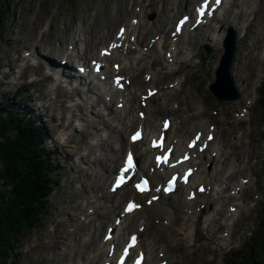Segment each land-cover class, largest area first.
<instances>
[{
  "label": "rangeland",
  "instance_id": "1",
  "mask_svg": "<svg viewBox=\"0 0 264 264\" xmlns=\"http://www.w3.org/2000/svg\"><path fill=\"white\" fill-rule=\"evenodd\" d=\"M194 1L0 0V83H4L7 76L3 66L17 65L27 48H38L39 52L58 65L67 46L72 45L74 48L77 45L88 59L91 56L89 53H96L95 44L103 37L109 38L117 26L123 24L121 19L125 21L124 24L130 21L136 6L143 5L145 11L143 24L146 29L137 34L140 41L145 34L146 38H150L159 31L172 28L174 20L181 13L189 12ZM150 14L154 16L149 18ZM238 14L239 22L242 19L246 21L235 29L240 38L235 44L231 75L239 97L232 101H218L206 88L214 80V71L222 53L219 43L212 45L208 57L194 51L191 58H183L187 43L181 42L177 50L178 67L167 71L163 60L167 42L162 43L163 39L167 40L166 34L161 39L158 55L150 59L148 64L142 65L137 61L131 63L130 69L135 73V89L139 86L142 73L151 71L155 74L153 85L163 87V91L155 95L152 101L154 107L168 100L169 105H176H171L172 113L169 116L172 119H180L183 114L191 116L186 120L187 135L200 119L206 120V125L216 123L220 156L216 157L215 169L221 173L216 176V172H212L210 179L212 184L221 183L224 193L215 204L201 208L192 244L184 239L181 232L176 233V241L170 246L175 263L234 264L235 260V263L255 261L264 264V54L261 51L264 48V0H245L235 16ZM221 17L222 13H219L217 18ZM218 30L217 34L223 32L224 35L225 28L219 30L221 33ZM209 32L216 34L214 29ZM84 45L87 47L84 48ZM48 63H26L20 76L26 80L20 81L19 78V82L14 85L1 86L0 99L12 100L17 85L33 79L34 75L46 76ZM183 77L182 84L167 93V83ZM48 79L44 78L35 90L28 84L30 89L21 94L29 99V104L22 100L18 105L26 108V113L43 114L42 121L49 126L50 137L44 145L57 147V184L49 197L48 211L39 216L36 226L25 229L21 237L15 238L12 256L0 258V264H77L81 262V254L93 248L92 241L98 235L92 234L98 221L92 219L90 223L81 222L80 225L76 221L80 216V208L85 210L89 206L88 202L94 200L96 191H100L96 186L103 183L107 175L108 169L104 167L109 163L107 158L112 154V149L115 150V139L95 150L87 149L91 136L99 129L91 121V108L74 102L73 98L79 92L71 90L63 77ZM50 87L52 93L48 95L46 91ZM44 101L47 102L44 107L40 106ZM197 104H203V109L197 111L199 115L195 114ZM212 110L217 112L215 117L211 114ZM78 121L82 122V127H79ZM68 124H72L73 129L62 135L63 127ZM89 161L94 164L92 162L88 166ZM239 178L246 181L240 186V204L232 220L224 224L227 206L235 203L231 200L233 197L228 195L233 186L239 183ZM116 205L113 203L112 208ZM181 223V217L176 216L174 226L170 229L176 231ZM224 235L228 236L226 242H219ZM163 240L167 242L165 237Z\"/></svg>",
  "mask_w": 264,
  "mask_h": 264
},
{
  "label": "bare ground",
  "instance_id": "2",
  "mask_svg": "<svg viewBox=\"0 0 264 264\" xmlns=\"http://www.w3.org/2000/svg\"><path fill=\"white\" fill-rule=\"evenodd\" d=\"M232 2H233L232 10L229 11V13L232 14L230 17L231 19L235 18V13H237L239 11V8L242 5H244L245 0L243 1L235 0ZM225 3L226 2L223 3L220 9H222L225 6ZM252 5L253 4H251V6ZM134 14H136L137 15L136 17H138V23L135 26L129 24L128 25L129 30L127 29L126 33H124V37L119 38L120 45L121 43L123 44L122 47L123 49L121 48L122 50H120V48L118 49L116 47V49L113 50L109 56V58H112L114 61H118V65L120 66L118 72L131 78L130 85L124 88V90L128 92L127 93L128 99L124 100L125 104L120 109L112 107L110 101L108 104L101 105V103L105 101L101 100L102 101L101 102L100 100H98L99 101L98 105L104 109L103 112L105 115L106 114L107 115L105 119H103L100 116L99 112H96L97 114L93 115L95 117V121L93 123L97 126H100L101 134L96 133L95 136L91 138V141H93L94 139H98L100 146H102L103 144L106 145L110 140L115 139L114 143H116V145L113 146L115 150L112 149V154H110L109 157L107 158L109 163L104 167L105 169H108L107 175L106 177L103 178L102 181L103 183H101L100 185L97 184L96 186V189L99 188L100 191L99 192L96 191V193L93 196L94 200H92V203L88 202L89 206L85 208L86 210L80 208L79 215L84 222H89L92 219H97V217H99V215L101 214L103 215V218L99 219L96 227H94L93 229L94 233L92 234L95 233L98 234L97 237L94 238V240L92 241L94 242L93 248L89 250L87 249L86 252L82 254L80 253L81 257L79 258L81 262L77 264H101L106 258L108 245L111 244L113 248L119 245L120 248L126 236L131 232H137L138 240H139V242L136 244L134 248V254L137 253L138 250H143V252L145 253V257L142 264H158L161 260H165L166 261L165 264H176L177 262L175 263L174 254L170 253V248H171L170 246L176 241L175 239L176 233L178 234L179 232H181L184 239L192 244L193 240L195 239L196 223L202 205L210 206L213 203L215 204L217 200L221 199L220 195L224 193L223 189L221 188L222 184L221 183L217 184V182H214L212 184V181L210 179V175L212 172H216L215 173L216 176H219V174L221 173L220 171L218 172V170L215 169L216 168L215 165L217 163L216 157L218 155L220 156V148L218 147L219 137L215 135L214 139L211 140L210 142L205 140V138L203 137H199V138L194 137V139L192 138L191 140V142H193L194 140L196 143L194 149L198 150V147H200L201 150L203 148L205 151L202 152L201 150H199L200 153L195 152L196 156L194 153V155H192V160H189L188 162H185L181 165L188 167V165L192 164L194 166L192 175L189 176V179L187 181L188 185H185V187H180L178 190H175L174 193L172 194H167V195L158 194V199L152 202L150 206H143V208L139 210H135L131 214L123 217L119 225L117 227H114L115 231L112 233L113 237L110 239V241L108 242L102 241V236L107 226L113 224L112 222L114 220V217L119 213L116 212L117 205L116 207H114V209H112L113 203L118 202L117 196L119 197V200L123 199V201H125L129 199V197L132 195V189L130 187V183L124 185L114 194H111L108 191L107 184L110 181L117 166L120 164V161L122 160L124 155L123 152H125V150L128 147H130L133 150L138 162L137 169L139 170L140 173L143 172L142 174L148 172L149 169L148 166L150 162V157H149L150 152L148 151L149 149H147L146 142L140 140L139 142L130 145L127 143V140L124 139V135L129 133V131H131L134 125H137L139 119L137 121L132 120L134 116L133 111L137 109V100L139 94L142 93L143 91L142 89L145 88V86H149L150 83H153L155 74L151 73V78L148 81H144V79L140 81L141 84L137 87L138 91L136 93L135 89L132 86L134 77L133 74H131L129 71V66L134 61H137L139 64L142 65L148 64L149 63L148 61L150 59L158 55L159 49L161 48L160 47L161 41L159 40L160 39L159 38L153 43L149 40L150 38H146L147 36L145 37L146 34L144 35V38L140 40L142 44L139 41V37H138L139 35H137L135 38H130L129 37L130 35L138 34V31L142 32L141 30L146 29V27L143 24L145 11L141 9L138 13L135 12ZM121 21L123 22L124 20L121 19ZM221 23L222 21H219L217 19L214 24V27L212 26V23L210 24L206 23L204 25V28H201L202 25L198 26V30H197V33L199 34L198 36H195L191 33L188 34V32H183L179 36H177L176 40L173 41V44L175 45V49L172 50L173 61L165 62L166 68L170 69L172 67H176L177 57H178L177 47H179L181 41H185V43H187V45L189 46V49L186 51V54H184V57H188L192 55L193 53L192 46H195V42H201L200 44L209 42L210 35L208 33L212 35V41H214L215 43L220 41V39L222 38V34L220 35L217 33L214 34V32H209V31L219 27V25H221V27L229 25L228 22H225L224 24ZM162 32L163 31H161V33ZM130 39L133 40L131 41ZM106 41L107 39H104L103 37L95 44V46L98 45L101 46L105 44ZM107 44L108 42L106 43V45ZM83 47L85 48L87 47V45H84ZM143 47L147 48L148 50L144 52ZM134 49H138V50H134ZM72 53L73 50L68 52L66 51L67 57L72 56ZM121 56H123V58H121ZM91 58H93V56ZM86 59H87L86 57H81L79 61L80 62L84 61L85 63ZM104 59H107V57H104ZM84 63L82 64L83 66L85 65ZM145 66L147 67L148 65ZM107 71L110 74L113 73V70H111L110 68H107ZM142 74H144V72ZM55 76L56 78H59L58 72H56ZM68 76L69 75L65 76V78ZM68 78H69L68 80L72 81V83L70 84H72V86L74 85L73 86L74 88H76L75 87L76 85L84 84L83 86L86 87V90L83 93V97L88 100L91 99L90 102L93 101L94 103H96L97 99L102 94L104 96L110 95L111 98H115L114 100L116 102H117V98L121 96V95H117L115 97L112 94L111 89L105 84L104 81L98 80L97 78H94V76L92 75L91 76L86 75V77H84L83 81L85 82L87 80L88 83H81L80 81H78L77 78H74L73 75L72 78L71 77ZM73 78L76 80H74ZM49 91L51 92V89ZM152 98L153 97L149 99L148 105L144 109L145 110L144 119L142 120L140 119V121L145 125V129L147 130V133L148 132L151 133L153 131L158 132L159 130L158 122L160 121L161 118L160 116L163 114L165 116H169L170 111L172 110V108H169V105L164 101L161 103L159 107H154L152 104ZM201 110L202 109H200L199 106L198 107L195 106V111H196L195 114L197 113L199 115L200 113L198 112H200ZM190 117L191 116L189 114L186 115L183 114L179 119V123L176 124L177 126L171 123V126L167 131L168 143H172L173 139L174 138L176 139V141L174 142L175 153H173V155H175L174 156L175 159H178L182 152L189 151V147H187L185 144L189 138L188 135L187 136L185 135V125L187 124L186 121L187 118ZM93 120L94 118H92L91 121ZM205 121L200 119V121H198L196 124L197 126L193 124L194 127H192V129L197 127L196 130L200 129L204 131L205 129L207 132L208 126L206 125ZM156 122L157 125L155 124ZM194 131L195 129H193V132ZM62 134L65 135L66 133L62 132ZM107 134L110 135L107 136ZM92 147L93 144L87 145L88 149H91ZM208 151L209 153L211 151H217L215 157L211 156V154H209ZM178 167L180 166L177 164L176 168ZM211 168H213V170L210 171ZM173 170L174 169L169 170L168 172H172ZM164 172H165L164 169L161 172L158 171L153 172L151 173V177H154V180L157 183ZM198 182L199 184H202L204 186L202 192L200 193H198L193 188V185H196ZM239 182L240 183H238L237 188H240V184L242 183L241 181ZM93 187H95V185H93ZM238 190L234 185L231 194L228 195L229 197H233V199L231 198L230 199L235 203H232V205L230 206L232 211L231 212L228 211V213L224 216L223 218L224 224H227L229 221L232 220L238 208V204H240V202H238L240 197L239 194L240 191ZM142 196H145V194H142ZM221 206L222 203L220 204V208ZM90 207H92V209ZM212 215L214 216V214ZM176 216L181 217L182 223L180 224L179 229L173 231L170 229V227L174 226V223L176 221ZM80 218L76 221V224L79 225L81 224ZM214 218L215 216L213 217V219ZM141 225L143 226V230L138 231L137 229ZM164 237L165 240H167V242L163 240ZM227 238L228 236L224 235L223 238H220L219 242H226ZM84 249H86V247ZM177 264H182V261L178 262Z\"/></svg>",
  "mask_w": 264,
  "mask_h": 264
},
{
  "label": "trees",
  "instance_id": "3",
  "mask_svg": "<svg viewBox=\"0 0 264 264\" xmlns=\"http://www.w3.org/2000/svg\"><path fill=\"white\" fill-rule=\"evenodd\" d=\"M1 10L0 5V17ZM10 106H0V258L6 259L16 239L48 211L47 197L55 185L51 151L41 145L48 133Z\"/></svg>",
  "mask_w": 264,
  "mask_h": 264
},
{
  "label": "water",
  "instance_id": "4",
  "mask_svg": "<svg viewBox=\"0 0 264 264\" xmlns=\"http://www.w3.org/2000/svg\"><path fill=\"white\" fill-rule=\"evenodd\" d=\"M223 46L225 52L215 73L216 81L212 84L211 90L220 99H234L237 98L239 94L235 90L232 79L229 76V66L234 47V35L231 30L228 31Z\"/></svg>",
  "mask_w": 264,
  "mask_h": 264
},
{
  "label": "snow or ice",
  "instance_id": "5",
  "mask_svg": "<svg viewBox=\"0 0 264 264\" xmlns=\"http://www.w3.org/2000/svg\"><path fill=\"white\" fill-rule=\"evenodd\" d=\"M216 2L219 3V0H216ZM185 19H187V18H185ZM181 23H183V21H181ZM121 31H123V30H121ZM117 82L119 83V79L117 80ZM138 135H139V133H137L136 136L133 137V139H136ZM128 167H131V158H129ZM122 182L123 181L121 179H118V181H117L118 184L122 183ZM137 187L139 188L140 186L137 185ZM134 207H136V205L129 203L128 208L126 210L131 211L132 208H134ZM134 240H135V238L133 237V241ZM137 264H138V262H137Z\"/></svg>",
  "mask_w": 264,
  "mask_h": 264
}]
</instances>
